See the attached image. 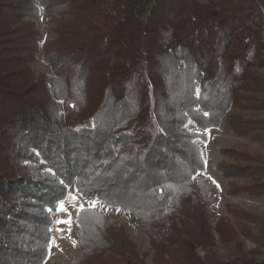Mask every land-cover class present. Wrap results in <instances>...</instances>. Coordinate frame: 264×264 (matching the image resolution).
I'll return each instance as SVG.
<instances>
[{"label":"trees","instance_id":"obj_1","mask_svg":"<svg viewBox=\"0 0 264 264\" xmlns=\"http://www.w3.org/2000/svg\"><path fill=\"white\" fill-rule=\"evenodd\" d=\"M43 33L55 37L42 45ZM38 54L50 75L33 73ZM262 68L264 0H0V159L13 162L0 165V264L45 262L69 189L141 220L152 264H264L254 259L264 250V213L233 205L236 223L215 225L230 257L195 254L208 247L219 199L200 176L196 140L206 142L207 130L250 144L220 151L227 192L264 196ZM74 222L75 247L86 259L100 255L91 264H146L134 250L103 253L115 246L103 231L116 222L105 224L95 207ZM238 234L256 248L245 251Z\"/></svg>","mask_w":264,"mask_h":264},{"label":"rangeland","instance_id":"obj_2","mask_svg":"<svg viewBox=\"0 0 264 264\" xmlns=\"http://www.w3.org/2000/svg\"><path fill=\"white\" fill-rule=\"evenodd\" d=\"M44 20L45 17L43 16H38L35 18L38 28H41ZM54 37V34L43 33L41 44L44 45ZM31 69L35 75L51 74L49 66L41 60L40 54L37 55V58L31 66ZM258 72L264 77V68L258 69ZM56 105L60 117L64 116L62 102L58 101ZM46 107L48 108L49 112L52 113L51 107L47 105ZM258 114L259 116H264L263 112H258ZM184 129L191 132H198V129L190 122L185 125ZM205 133L207 136L206 142L196 140V143L201 149V153L205 162V170L200 173V176L207 177L217 187V189L219 190V199L218 202L212 207L213 217L211 220V226L209 231L207 229V238L205 237L206 240H208V247L207 249L203 250L202 248H197L195 250V254L200 258H203L206 250L211 249L210 251L214 252L213 254H215V257L224 259L229 258L230 254L225 248V243L221 241L220 235L215 233L216 222L218 221V219L225 217L230 220L231 225H234L236 223L235 218L231 217V215L228 214V205L236 206L239 209H243L251 214H263L264 196H249L243 194L230 195L227 192V183L229 180L223 178L216 168L218 162L226 159V157L220 152L223 148L237 147L242 150H248L250 144H248L247 141L243 138L234 136L229 132L220 131L218 129H210ZM10 144V141H5L4 143V145ZM27 148L28 147L24 148L25 152ZM26 153L29 154L28 152ZM9 162H12L9 158L0 159L1 166L8 164L11 165V163ZM126 183V180L122 181L121 179V184ZM1 194L4 195V198L10 197L9 192L2 191ZM73 196V190L69 189L68 198L64 201L67 211L62 212L57 210V212L53 215V237L48 248L47 258L43 264H72L86 259L83 249L75 247L76 243H78L80 240V230L76 226L74 221L76 218V213L80 209L81 205L86 207L92 206L93 204L95 205L94 207L98 210V213L102 217L105 224H108L110 221L116 222L114 223V225H108L105 228L106 230L103 231V235L109 238L110 241L115 245L113 246V250L106 249L103 251V253L105 255L111 256L115 255V251H117L118 253L123 252L130 254V252L134 250L137 254L145 258L146 264H152L153 257L155 256V250L153 249V246H151L150 240L143 230L141 220L137 219L132 212L117 207H111L99 201L81 200L77 197L75 200H73ZM117 209H119V211H117ZM28 212L29 211H27V213ZM30 212L37 214L35 211ZM69 215L71 216L70 224L58 223V221L68 220ZM118 220H121L122 223H118ZM61 229L69 232H62V234L68 235V238L58 242L56 238H63V235H58V237H55L54 235L58 234ZM209 233H211V235ZM223 233L225 234L224 236L228 239L230 237H233L231 230H229L228 228H224ZM183 240L189 239L187 237H184ZM235 240H237L241 245L244 246L245 251L254 250L256 248V244L252 240L246 238L241 234H238ZM56 244L64 249L63 253L55 248V246H57ZM182 255L183 252L174 251L172 253V257H175L177 259H180ZM99 256L100 255L93 252L89 255V258L86 259L85 263H94L98 260ZM169 256H171V254ZM254 259L257 261H264V250L260 254L256 255Z\"/></svg>","mask_w":264,"mask_h":264},{"label":"snow or ice","instance_id":"obj_3","mask_svg":"<svg viewBox=\"0 0 264 264\" xmlns=\"http://www.w3.org/2000/svg\"><path fill=\"white\" fill-rule=\"evenodd\" d=\"M61 183H63V181H61ZM72 199L75 200L76 197L73 196ZM94 206H95V205L93 204L92 207H94ZM58 210H59V211H62V212L67 211V209L65 208V202H64L63 199H61V200L59 201V204H58ZM49 211H52V209H49ZM79 211H84V206H83V205L80 206ZM117 211H119V209H117ZM58 223H67V224H70V223H71V216L69 215V219H68V220H65V221H58Z\"/></svg>","mask_w":264,"mask_h":264},{"label":"crops","instance_id":"obj_4","mask_svg":"<svg viewBox=\"0 0 264 264\" xmlns=\"http://www.w3.org/2000/svg\"><path fill=\"white\" fill-rule=\"evenodd\" d=\"M62 232H66L64 229H61L59 231L58 234H55L54 236L55 237H58V235H63V238H56V240L59 242L63 239H67L68 238V235H65V234H62ZM66 233H69V232H66ZM57 245V244H56ZM55 248L58 250V251H61L62 253L64 252V249H62V247H60L59 245L55 246Z\"/></svg>","mask_w":264,"mask_h":264}]
</instances>
